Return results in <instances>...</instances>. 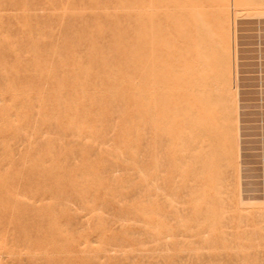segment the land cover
Here are the masks:
<instances>
[{
    "label": "rangeland",
    "instance_id": "374dc122",
    "mask_svg": "<svg viewBox=\"0 0 264 264\" xmlns=\"http://www.w3.org/2000/svg\"><path fill=\"white\" fill-rule=\"evenodd\" d=\"M263 197L264 0H0V264H264Z\"/></svg>",
    "mask_w": 264,
    "mask_h": 264
},
{
    "label": "bare ground",
    "instance_id": "6f19581e",
    "mask_svg": "<svg viewBox=\"0 0 264 264\" xmlns=\"http://www.w3.org/2000/svg\"><path fill=\"white\" fill-rule=\"evenodd\" d=\"M160 6H161V5H160ZM171 9H172V8H171ZM206 15H207V13H206ZM214 16H215V15H214ZM204 18H206V19L208 20V16H206V17H204ZM204 18H203V19H204ZM203 19H202V20H203ZM194 20H195V19H194ZM196 20H197V19H196ZM190 21H191V20H190ZM208 21H209V20H208ZM197 22H199V21L197 20ZM197 22H196V23H197ZM201 22H203V23L205 24V22H207V21H205V22H204V21H201ZM187 23H188V22H187ZM187 23H186V24H187ZM189 23H190V22H189ZM186 24L184 25V28L188 25V24H187V25H186ZM192 24H194V23L189 24V26H191ZM201 24H202V23H201ZM195 25H196V24H195ZM203 26H204V25L202 24V27H203ZM205 26H206V25H205ZM194 27H195V26H194ZM196 27H197V26H196ZM196 27H195V28H196ZM198 27H199V26H198ZM200 27H201V25H200ZM206 27H207V26H206ZM203 28H205V27H203ZM203 28H202L201 30H203L204 33L206 34L207 30H204ZM198 29H199V28H198ZM198 29H197V31H198ZM205 29H209V28L207 27V28H205ZM187 30H190V28H188ZM185 31H186V30H185ZM205 31H206V32H205ZM201 32H202V31H201ZM188 33H191V35H192V34H193V30H192V32H191V31H190V32L188 31ZM199 33H200V32H199ZM202 33H203V32H202ZM204 33H203V34H204ZM195 34H196V33H195ZM195 34H193V35H195ZM205 34H204V35H205ZM185 35H186V34H185ZM198 35H199V34H198ZM200 35H201V34H200ZM195 36H196V35H195ZM184 37H185L186 39L188 38L187 36H184ZM204 37H205V36H204ZM204 37H203V38H204ZM191 38H192V37H191ZM193 38H195V37H193ZM193 38H192V39H193ZM196 38H200V39H201V38H202V35H201V37H197V36H196ZM205 38H206V37H205ZM205 38H204V39H205ZM204 39H203V40H204ZM188 40H189V39H188ZM188 40H187L186 42H188ZM205 40H206V39H205ZM167 41H168V39H166V42H167ZM197 41H198V40H197ZM184 42H185V41H184ZM201 42H202V41H201ZM201 42H200V43H201ZM167 43H168V42H167ZM194 43H195V41H194ZM196 43H197V42H196ZM196 43H195V44H196ZM202 43H204V45H206V42H202ZM190 44H191V43H190ZM195 44H193V45H195ZM198 44H199V41H198ZM166 46H167V44H166ZM184 46H186V45H184ZM188 46H189V44L187 45V48H188ZM198 46H199V45H198ZM120 47H121V46H120ZM191 47H193L192 44H191ZM187 48H186V49H187ZM196 48H197V47H196ZM199 48H200V47H199ZM183 49H184V47H183ZM184 50H185V49H184ZM192 51H193V50H192ZM185 52H186V51H185ZM185 52H184V53H185ZM187 52H188V51H187ZM190 52H191V51H190ZM200 52H201V54L204 53V52L202 53V51H200ZM194 53H195V52H194ZM198 54H200V53H198ZM198 54H197V55H198ZM191 55H192V54H191ZM166 56H167V55H166ZM183 56L185 57V54H184ZM194 56H195V54H194ZM201 56L203 57V55H201ZM167 57L169 58V56H167ZM196 57H197V56H196ZM196 57H195V58H196ZM199 57H200V56H199ZM192 58H193V56H192ZM166 59H167V58H166ZM184 59H186V58H184ZM193 59H194V58H193ZM200 59H202V58H199V60H200ZM191 60H192V59H191ZM194 60H196V59H194ZM197 61H198V60H196V62H197ZM200 61H202V60H200ZM183 63H185V62H183ZM192 63H193V62H192ZM192 63H191V64H192ZM197 63H198V62H197ZM199 63H200V62H199ZM166 64H167V63H166ZM186 64L188 65L189 63L186 62ZM191 64H190V65H191ZM193 64L195 65V63H193ZM200 64H202V63H200ZM169 65H170V66H173V65H171V63L168 64V65H166V68H167L168 71H169V69H168V66H169ZM196 65H199V64H196ZM170 66H169V67H170ZM183 66H184V65H183ZM184 67H185V66H184ZM192 67H193V65L191 66V68H192ZM187 68H188V67H187ZM193 68H195V67H193ZM193 68H192V69H193ZM185 69H186V68H185ZM195 69H196V68H195ZM195 69H194V70H195ZM171 70H172V69H171ZM194 70H193V71H194ZM184 71H186V70H184ZM187 71L189 72L190 70L188 69ZM195 71H196V70H195ZM195 71H194V72H195ZM197 71H198V70H197ZM190 72H191V71H190ZM190 72H189V73H190ZM167 73H168V72H167ZM199 73H200V72H199ZM197 74H198V73H197ZM166 75H168V74H166ZM185 75H187V74H185ZM194 75H195V74H194ZM198 75H199V77H197V78H198V80H199V78H200V74H198ZM188 76H189V74H188ZM184 77H186V76H184ZM167 78H168V76L166 77V79H167ZM187 78H188V77H187ZM189 78H190V77H189ZM191 78H192V77H191ZM168 80H169V79H167V81H168ZM192 80H193V78H192ZM192 80L190 81V79H189V80H187V81H189V83H191ZM199 81H200V80H199ZM194 82H195V81H194ZM168 83H169V81H168ZM168 83H167V84H168ZM186 83L188 84V82H186ZM192 83H193V82H192ZM197 83H198V82H197ZM167 86H168V85H167ZM188 87H189V86H188ZM190 87H193L192 84H191ZM197 88H198V87H197ZM189 91H190V90H189ZM189 91H188V92H189ZM166 92L168 93L167 90H166ZM167 95H168V94H166V96H167ZM79 96H80V95H79ZM166 102H167V101H166ZM167 104H168V103H167ZM167 104H166V105H167ZM166 110H167V108H166ZM167 113H168V112H166V116H168ZM232 117H233V116H232ZM167 118H168V117H167ZM167 118H166V121H167ZM168 123H169V122H168ZM168 123H166V124L168 125ZM231 125H232V124H231ZM167 127H168V126H167ZM211 128H212V127H211ZM166 130H167V129H166ZM166 133H168V132H166ZM166 137H167V136H166ZM105 143H106V142H105ZM166 146H167V145H166ZM167 147H168V146H167ZM192 150H193V149H192ZM166 152H167V151H166ZM119 153H120V152H119ZM141 161H142V160H141ZM166 161H167V160H166ZM133 164H134V163H133ZM76 172H77V171H76ZM136 177H137V176H136ZM146 190H147V189H146ZM240 197H241V196H240ZM256 198H257V197H256ZM263 198H264V197H263ZM245 199H246V198H245ZM251 199H252V198H251ZM253 199H254V198H253ZM261 199H262V198H261ZM61 200H62V199H61ZM242 201H244V199H243ZM245 201H246V200H245ZM245 201H244V202H245ZM250 201H251L250 203H252L253 200H250ZM254 201H255V199H254ZM258 201H259V200H258ZM258 201H257V203H258ZM246 202H247V201H246ZM255 202H256V201H255ZM240 204H241V202H240ZM243 204H244V203H243ZM254 204H255V203H254ZM74 205H75V204H74ZM130 211H131V210H130ZM158 221H159V220H158ZM160 221H161V220H160ZM93 242H94V241H93ZM93 242H92V243H93ZM82 250H83V249H82ZM130 261H131V260H130ZM177 261H178V260H177Z\"/></svg>",
    "mask_w": 264,
    "mask_h": 264
}]
</instances>
